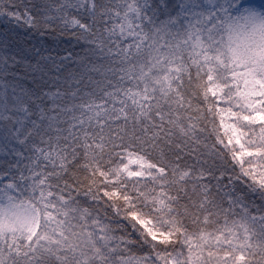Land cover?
<instances>
[{
	"label": "snow or ice",
	"instance_id": "snow-or-ice-1",
	"mask_svg": "<svg viewBox=\"0 0 264 264\" xmlns=\"http://www.w3.org/2000/svg\"><path fill=\"white\" fill-rule=\"evenodd\" d=\"M226 14L0 0V264H264V76L219 62Z\"/></svg>",
	"mask_w": 264,
	"mask_h": 264
},
{
	"label": "clouds",
	"instance_id": "clouds-1",
	"mask_svg": "<svg viewBox=\"0 0 264 264\" xmlns=\"http://www.w3.org/2000/svg\"><path fill=\"white\" fill-rule=\"evenodd\" d=\"M239 2V0H237ZM218 57L223 66H236L244 71L246 81L256 80L258 74L264 76V10L255 6H245L235 15L227 13L218 24ZM4 220L17 225L30 222L33 209H13L5 205Z\"/></svg>",
	"mask_w": 264,
	"mask_h": 264
},
{
	"label": "rangeland",
	"instance_id": "rangeland-1",
	"mask_svg": "<svg viewBox=\"0 0 264 264\" xmlns=\"http://www.w3.org/2000/svg\"><path fill=\"white\" fill-rule=\"evenodd\" d=\"M217 5L226 9L227 13L235 15L245 6H255L264 10V0H217Z\"/></svg>",
	"mask_w": 264,
	"mask_h": 264
},
{
	"label": "trees",
	"instance_id": "trees-1",
	"mask_svg": "<svg viewBox=\"0 0 264 264\" xmlns=\"http://www.w3.org/2000/svg\"><path fill=\"white\" fill-rule=\"evenodd\" d=\"M23 2H24L25 4H28V3L30 2V0H23ZM38 2H40V0H31V3H38ZM57 2H58V0H57ZM21 11H23V9H21ZM4 27H5V25L3 24L2 21H0V31H2V30L4 29ZM9 27H14V25H9ZM19 31H20V32H23L24 30H23V29H19ZM64 39H67V37H63V38H61V40H64ZM46 46H52V47H54V48L56 47V45L53 43L51 37H48V38H47ZM66 47H67L66 44H63V43L60 44V48L58 49L60 55L65 54V53L63 52V49L66 48ZM54 54H55V53H54Z\"/></svg>",
	"mask_w": 264,
	"mask_h": 264
}]
</instances>
